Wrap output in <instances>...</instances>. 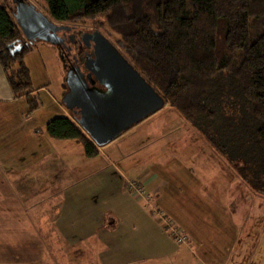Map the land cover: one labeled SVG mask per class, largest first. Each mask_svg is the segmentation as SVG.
<instances>
[{"label": "rangeland", "instance_id": "1", "mask_svg": "<svg viewBox=\"0 0 264 264\" xmlns=\"http://www.w3.org/2000/svg\"><path fill=\"white\" fill-rule=\"evenodd\" d=\"M26 1L48 16L44 0ZM76 26L92 29L89 24ZM23 43L32 47L25 65L41 102L36 122L40 141L30 147L39 154H31L21 170L28 173L17 176L22 186H9L6 171L13 164L0 160V264H264V194L237 177L235 167L221 159L193 124L165 104L89 158L81 144L53 139L45 130L51 118L70 114L61 104L68 72L61 47L24 39L14 49ZM4 82L0 97L9 98ZM37 169L41 174L45 170V182L37 180ZM104 177L108 180L101 183ZM88 180L100 181L91 191L101 199L114 197L118 184H126L127 194L138 196L133 198L144 209H156L160 223L147 228L128 222L134 236L127 232V243L116 247L98 245L97 231H80H91L83 219L63 217L60 223L66 219L68 227L59 228L57 218L67 195L62 191ZM74 194L78 200L88 198L82 188ZM11 207L15 210L8 215ZM124 211L129 216L130 206ZM219 234L224 244L216 250L212 245L220 241Z\"/></svg>", "mask_w": 264, "mask_h": 264}, {"label": "trees", "instance_id": "2", "mask_svg": "<svg viewBox=\"0 0 264 264\" xmlns=\"http://www.w3.org/2000/svg\"><path fill=\"white\" fill-rule=\"evenodd\" d=\"M44 1L52 22L101 32L237 177L264 194V0ZM15 9L0 0V65L30 114L41 102L25 65L31 45L14 49L26 39ZM45 130L81 144L89 158L99 154L78 115L53 117Z\"/></svg>", "mask_w": 264, "mask_h": 264}, {"label": "water", "instance_id": "3", "mask_svg": "<svg viewBox=\"0 0 264 264\" xmlns=\"http://www.w3.org/2000/svg\"><path fill=\"white\" fill-rule=\"evenodd\" d=\"M13 2L14 17L26 39L61 43L59 26L24 0ZM86 36L93 41V52L85 58V72L79 66L68 69L61 102L102 147L161 109L165 101L101 32Z\"/></svg>", "mask_w": 264, "mask_h": 264}, {"label": "crops", "instance_id": "4", "mask_svg": "<svg viewBox=\"0 0 264 264\" xmlns=\"http://www.w3.org/2000/svg\"><path fill=\"white\" fill-rule=\"evenodd\" d=\"M5 79L6 76L4 74L2 66L0 65V82H4ZM5 85L6 83L4 84V91H7L8 88ZM9 93V98H5L3 96L0 97V160H8L13 164V167H10L6 171L9 186H22L23 183H19L20 181L17 179V176L25 172L28 173V170L21 171L24 170L25 162L28 160L31 154L34 153V156H37L39 154V152L37 151L31 152L30 147L32 143L37 144L40 141V135H38L37 133L39 132V130L36 127V122L37 118L40 117L37 116V113L41 109H38L37 111L29 114L26 101L23 100L22 104H17V98H15L10 87ZM45 122L46 121H44V124ZM100 151L101 149L99 147V154ZM40 174L41 170L37 169L36 175H39L37 176V180L45 182V170L42 171L41 175ZM105 180L108 179L104 177L101 180V183L102 181L104 183ZM46 183L48 182L46 181ZM98 185H100V181L91 182L90 180H88V183L84 185L72 184L67 186L68 188H65L62 191L64 193H67V195L65 196L64 201L61 203L60 213L57 218L58 227H68V225L66 224V219L67 221L83 219L84 221H86V223L88 222L90 224L91 231H80L93 233V235L97 231L99 232L98 235L100 239L98 245L106 244V246L109 247H116L118 245H124V243H127V241L129 240L126 235L127 232H129L130 235L134 236L135 232L130 227L131 224H128V222H139L141 226H145L147 228L156 227L160 223V216L159 213H156V209L153 210V213L151 212L152 207L150 210L146 208L144 209L142 202L133 198L138 196L132 197L127 194L126 184L122 182L121 184H118L119 186L116 187L115 192H113L114 197H103L102 199L101 197L98 198V194L95 193V191H91ZM81 188L84 189V193H88V198L85 197L78 200V194L74 193H76L77 189ZM111 188L112 187L108 189L111 190ZM46 199L47 197L44 194L43 201H46ZM17 206H19V208H22L25 205L20 206L18 204ZM127 206H130L129 216L128 213L124 211L127 210ZM13 210H15V208L13 207L8 209V215H12ZM25 212L26 210H24V213ZM224 213H229V211L226 212V210H224ZM63 217L66 219L62 223H60V220ZM61 232L65 233L66 231H64V229H61ZM227 235L230 239L231 233ZM217 236L218 233L216 232L214 238L216 239ZM222 237L223 235L219 234L220 241L214 242L212 245L216 250L221 248V246L224 244L221 241V239H223ZM80 238H82V240H85L83 237ZM201 238V236H195V240H199ZM198 243L201 245V242L197 241V244ZM232 243L233 240L231 239L227 243V245H231ZM106 246H104L103 248H106ZM185 247L193 253L194 247H190L189 245ZM205 260L206 259H204V262H206Z\"/></svg>", "mask_w": 264, "mask_h": 264}, {"label": "flooded vegetation", "instance_id": "5", "mask_svg": "<svg viewBox=\"0 0 264 264\" xmlns=\"http://www.w3.org/2000/svg\"><path fill=\"white\" fill-rule=\"evenodd\" d=\"M55 24L60 27L57 37L61 40L59 46L66 57L67 69L79 66L85 72V58L93 52V41L87 38L86 34L93 30H84L76 25Z\"/></svg>", "mask_w": 264, "mask_h": 264}]
</instances>
